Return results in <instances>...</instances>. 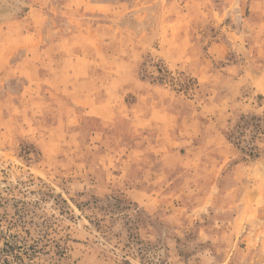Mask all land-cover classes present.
Here are the masks:
<instances>
[{"label":"rangeland","instance_id":"1","mask_svg":"<svg viewBox=\"0 0 264 264\" xmlns=\"http://www.w3.org/2000/svg\"><path fill=\"white\" fill-rule=\"evenodd\" d=\"M0 264H264V0H0Z\"/></svg>","mask_w":264,"mask_h":264},{"label":"trees","instance_id":"2","mask_svg":"<svg viewBox=\"0 0 264 264\" xmlns=\"http://www.w3.org/2000/svg\"><path fill=\"white\" fill-rule=\"evenodd\" d=\"M253 120L254 119H249L248 121H242L243 122V125H242V128H249V127H251V126H254V124H255V122H253ZM249 156L250 157H255L256 155L255 154H253V150L252 149H250L249 151Z\"/></svg>","mask_w":264,"mask_h":264}]
</instances>
